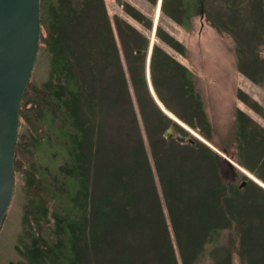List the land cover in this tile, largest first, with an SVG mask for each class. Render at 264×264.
<instances>
[{"label":"trees","instance_id":"16d2710c","mask_svg":"<svg viewBox=\"0 0 264 264\" xmlns=\"http://www.w3.org/2000/svg\"><path fill=\"white\" fill-rule=\"evenodd\" d=\"M117 1L153 27L136 7ZM207 1L162 0L161 12L190 29ZM223 4L206 9L208 19L234 36L239 70L264 86V1L244 7L250 36L241 24L240 2ZM115 22L128 79L104 0H41L40 49L48 56L49 75L40 84L30 80L20 107L15 172L23 174L25 202L16 246L20 259L10 264H180L177 250L182 264L206 257L209 264H233L235 256L240 264H264V187L253 180L241 187L244 173L197 137L166 136L169 128L189 132L151 92L150 39L119 16ZM156 35L186 54L185 45L161 26ZM149 67L165 108L212 140L193 70L158 43ZM250 104L264 116L261 105ZM236 124L238 164L264 182V128L240 109Z\"/></svg>","mask_w":264,"mask_h":264},{"label":"rangeland","instance_id":"374dc122","mask_svg":"<svg viewBox=\"0 0 264 264\" xmlns=\"http://www.w3.org/2000/svg\"><path fill=\"white\" fill-rule=\"evenodd\" d=\"M237 1L240 2V10L242 9L241 24L245 26V29L248 30H244V34L245 36H250V15H247V12L244 11V7H246L245 5L248 4L250 0ZM122 2L136 7L143 14H145L148 19L153 21V27L148 29L142 22L138 21L132 15L127 13L124 5L120 4L117 0H104L112 30L114 32L116 43L120 52L122 67L127 79L129 78V72L122 47L121 37L115 22L116 16L124 19L134 28L149 37L150 47L152 44L154 45V43H158L168 53L172 54L176 59L193 70L195 74L196 86L204 99L205 109L213 126L212 140L209 141L204 138L198 130L192 128L186 122L182 121L174 112L165 108L167 109V113H165L169 117H171L170 114L174 115L175 117L173 118L179 120L178 124H180L182 127H185L189 132L188 134H180L177 133L174 128H171V135H174L175 138L182 141H186L191 135L195 137L198 136L197 138L199 140L204 143L207 142V145L212 147L220 154H224L227 157L229 156V158L237 165L238 147L235 135L237 131L236 111L237 109H240L247 118L252 119L256 124L264 128V116L256 111L250 104L251 101H255L264 108V86L256 83L239 70L236 52L237 43L234 39V36L226 31H219L210 23L208 19L206 9L208 10L212 7H223V0H208L205 10L202 9L200 14L193 18L192 27L190 29L180 25L173 18L162 13L161 10L158 12V2L157 5H152L147 0H122ZM158 26H161L176 40L182 42L185 45V55L181 54L173 46L163 41L156 35ZM43 46L44 44L41 45V48ZM150 50L153 51V47L151 49L149 48L147 57L146 74L148 81L150 77V54H152V51ZM48 71V56L46 52H43V49H39V54L31 76V82L38 84L42 83L45 79H47L49 75ZM129 91L132 107L135 111L138 121V127L151 158L146 126L139 110L137 98L130 81ZM239 91L242 92L243 98L238 96ZM161 105L163 104L161 103ZM20 130H23V128L20 127L19 131ZM224 151H227V154ZM242 167L248 172L240 169V171L244 173V175H241L239 178L240 184L244 180H246V182L247 180H253L264 187V182L260 180V178H258L254 173L250 172L244 166ZM153 170L158 193L163 203L164 213L172 233V240L176 247V241L169 219L168 210L164 202L159 177L156 169L153 168ZM245 172L253 175L255 179L249 177ZM24 183L23 174L17 172L13 199L0 230V264H10L12 261H17L20 259V255L17 252L16 246L18 243V237L23 231L22 216L23 205L25 202ZM177 256L179 263L182 264L178 250ZM209 262V258L206 257L200 264H209ZM233 264H240L239 258L237 256L234 257Z\"/></svg>","mask_w":264,"mask_h":264},{"label":"water","instance_id":"95a60500","mask_svg":"<svg viewBox=\"0 0 264 264\" xmlns=\"http://www.w3.org/2000/svg\"><path fill=\"white\" fill-rule=\"evenodd\" d=\"M161 3L158 0V12ZM41 33V0H0V230L15 191L20 107L39 54ZM171 133L169 129L166 136ZM245 184L246 180L240 186Z\"/></svg>","mask_w":264,"mask_h":264},{"label":"bare ground","instance_id":"6f19581e","mask_svg":"<svg viewBox=\"0 0 264 264\" xmlns=\"http://www.w3.org/2000/svg\"><path fill=\"white\" fill-rule=\"evenodd\" d=\"M150 56H151V54H150ZM149 83H150V89H151V91H152V94L154 95V97H155V99H156V101L158 102V104L160 105V107L164 110V111H167V109H165V106L164 105H161V102L159 101V99H158V97L156 96V94H155V91H154V89H153V86H152V83H151V79H150V77H149ZM170 114V113H169ZM172 117H175L174 115H172V114H170ZM174 120H176L177 122L179 121L178 119H175L174 118ZM169 129H171V128H169ZM168 129V130H169ZM167 130V131H168ZM167 133V132H166ZM249 174V173H248ZM250 175V174H249ZM252 178H254L255 179V177L253 176V175H250ZM257 180V179H256ZM258 182V181H257Z\"/></svg>","mask_w":264,"mask_h":264}]
</instances>
